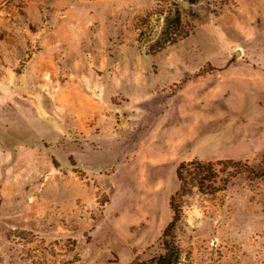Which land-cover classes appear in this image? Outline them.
<instances>
[{"label":"rangeland","instance_id":"obj_1","mask_svg":"<svg viewBox=\"0 0 264 264\" xmlns=\"http://www.w3.org/2000/svg\"><path fill=\"white\" fill-rule=\"evenodd\" d=\"M229 160L264 170V0H0V264L158 257L191 161L228 184L182 199L179 264H264V177Z\"/></svg>","mask_w":264,"mask_h":264},{"label":"trees","instance_id":"obj_2","mask_svg":"<svg viewBox=\"0 0 264 264\" xmlns=\"http://www.w3.org/2000/svg\"><path fill=\"white\" fill-rule=\"evenodd\" d=\"M188 31H184V26L179 13L174 19L167 17L165 25L159 37L150 46L151 52H159L166 45H172L179 40L188 36ZM142 35H140L141 37ZM223 167V172L234 170L236 172L244 171L249 174L251 179L264 177V170L256 172L247 164L235 162L232 160L220 162ZM219 171L215 169L213 163H203L200 161H191L181 163L176 169V178L180 184L178 191L171 196L169 207L172 211V218L166 226L162 234L163 253L158 257L151 259L148 262L134 264H179L180 250L173 242L175 229L182 218L181 201L190 192V188H197L200 192L216 193L226 188L228 184L227 176H218ZM216 181H219L220 186H213Z\"/></svg>","mask_w":264,"mask_h":264}]
</instances>
